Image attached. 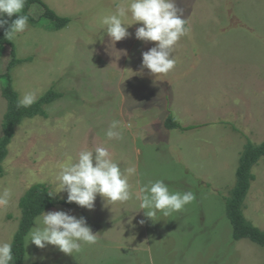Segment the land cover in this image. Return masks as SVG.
<instances>
[{
  "label": "rangeland",
  "instance_id": "obj_1",
  "mask_svg": "<svg viewBox=\"0 0 264 264\" xmlns=\"http://www.w3.org/2000/svg\"><path fill=\"white\" fill-rule=\"evenodd\" d=\"M41 2L68 22L56 31L49 22L29 24L15 35L19 63L9 70L11 47L0 49V137L9 81L17 101L28 91L37 100L50 89L61 97L43 106L46 118L14 128L1 163L0 192L11 189V200L0 207V241L12 242L18 202L30 187L44 186L66 200L57 180L62 167L85 147L111 145L121 169L136 170L134 198L108 204L98 195L91 210L77 204L47 209L84 217L97 243L67 255L52 245L38 248L27 234L22 264H132V256L138 264H264V248L232 239L225 213L240 154L247 144L264 142V0H175L189 31L166 75L142 67V53L155 43L136 39L140 24L113 43L100 23L126 0ZM167 119L179 128H167ZM113 120L121 122L123 140L107 139ZM251 173L243 215L264 231V157ZM157 179L191 190L196 199L181 212L149 219L135 196L141 184Z\"/></svg>",
  "mask_w": 264,
  "mask_h": 264
},
{
  "label": "clouds",
  "instance_id": "obj_2",
  "mask_svg": "<svg viewBox=\"0 0 264 264\" xmlns=\"http://www.w3.org/2000/svg\"><path fill=\"white\" fill-rule=\"evenodd\" d=\"M26 0H0V28L8 25V18L16 16L5 31V38L29 28L28 16L23 15ZM100 23L113 43L129 37L128 28L134 24L135 37L144 42H154L155 46L142 53V67L152 74H168L174 70L176 59L172 55L175 47L188 29V21L183 18V9L175 0H126L114 10L102 15ZM37 101V92H25L17 101V107H30ZM121 122L113 120L106 130L108 140H123ZM111 145L85 147L79 151L75 162L62 167L57 176L61 191L67 192V202L86 209H93L99 195L108 204L126 203L134 198L130 177L135 174L134 167L121 169L113 159ZM135 198L146 217L154 219L159 213L170 216L181 212L195 199L191 190L176 191L164 179L141 184ZM11 200V189L0 192V207H7ZM144 223L143 220L140 221ZM28 233V241L38 248L56 246L67 255L79 253L83 245L97 243L94 234L84 217H76L65 211H49L37 217ZM12 243L0 241V264L13 261Z\"/></svg>",
  "mask_w": 264,
  "mask_h": 264
},
{
  "label": "trees",
  "instance_id": "obj_3",
  "mask_svg": "<svg viewBox=\"0 0 264 264\" xmlns=\"http://www.w3.org/2000/svg\"><path fill=\"white\" fill-rule=\"evenodd\" d=\"M38 8L43 9L42 13H37ZM22 14L28 16V23L30 25L36 27L45 25L49 22L51 23V26H48V28L54 31L60 30L68 22V19L59 18L53 11L45 8L41 0H26ZM4 18L8 19L9 23L8 25H5L4 28H0V49L3 50L5 45L11 47V54L13 57L14 46L11 39L9 40L5 38V31L17 17L13 16L12 18H8L5 15ZM16 63H19V61H16L13 57L7 66V70H9ZM2 95L7 102V110L3 116L1 125L0 176L3 172L1 163L6 157L7 146L11 141L15 126L25 119H31L36 116L46 118L43 106L61 97V94L50 89L30 107H17V96L10 86V81L8 85L2 89ZM165 126L169 129L179 128L178 124L173 119H167ZM191 128L192 127H190V129ZM263 157L264 142L256 146L247 144L244 147V150L238 159V165L235 171V185L230 195L225 199V213L231 225L232 239L235 241L246 239L262 248H264V231L254 227L245 219L243 215V206L250 189L251 182L253 181L251 170L253 166H255ZM74 204L75 203H68L67 199L61 201L55 199L44 186L35 185L30 187L21 196L18 202L21 218L11 242L13 246V261L11 264H22L25 250L24 239L29 233L36 217L56 205L72 207Z\"/></svg>",
  "mask_w": 264,
  "mask_h": 264
},
{
  "label": "crops",
  "instance_id": "obj_4",
  "mask_svg": "<svg viewBox=\"0 0 264 264\" xmlns=\"http://www.w3.org/2000/svg\"><path fill=\"white\" fill-rule=\"evenodd\" d=\"M131 260H132V264H134V263H135V258H134V256H132ZM135 264H138V263L136 262Z\"/></svg>",
  "mask_w": 264,
  "mask_h": 264
}]
</instances>
